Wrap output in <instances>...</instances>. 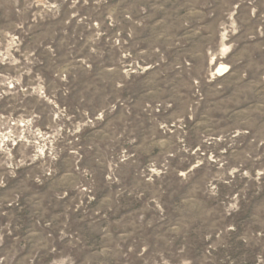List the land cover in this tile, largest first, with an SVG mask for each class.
Returning a JSON list of instances; mask_svg holds the SVG:
<instances>
[{
  "label": "rangeland",
  "instance_id": "374dc122",
  "mask_svg": "<svg viewBox=\"0 0 264 264\" xmlns=\"http://www.w3.org/2000/svg\"><path fill=\"white\" fill-rule=\"evenodd\" d=\"M0 264H264V0H0Z\"/></svg>",
  "mask_w": 264,
  "mask_h": 264
},
{
  "label": "bare ground",
  "instance_id": "6f19581e",
  "mask_svg": "<svg viewBox=\"0 0 264 264\" xmlns=\"http://www.w3.org/2000/svg\"><path fill=\"white\" fill-rule=\"evenodd\" d=\"M223 68H224V66H220V67L217 69V71H221V70H223Z\"/></svg>",
  "mask_w": 264,
  "mask_h": 264
}]
</instances>
